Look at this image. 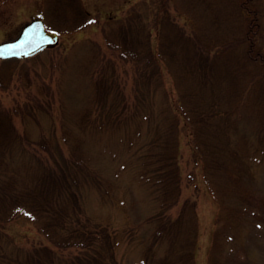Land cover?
<instances>
[{
  "label": "rangeland",
  "instance_id": "rangeland-1",
  "mask_svg": "<svg viewBox=\"0 0 264 264\" xmlns=\"http://www.w3.org/2000/svg\"><path fill=\"white\" fill-rule=\"evenodd\" d=\"M242 3L264 11V0H0V42L34 17L60 32L57 46L31 58L0 59V156L19 181L23 166L75 172L76 214L89 226H107L115 239L108 264H167L178 230L193 226L195 255L173 264H264V64L241 61V93L227 92L233 82L221 80L232 68L226 58L248 45L235 43L247 34ZM259 20L263 31L256 22L249 33L253 53L264 58L263 13ZM208 43L215 60L206 74L196 49ZM203 88L220 95L214 108L203 103ZM177 101L199 103L198 125L179 116L171 128ZM223 109L230 115L219 116ZM174 133L181 175L178 197L166 205L164 188L140 171L151 143L162 149ZM1 182L0 210L8 211L11 199L1 193L10 177ZM18 213L6 224V251L23 255L47 244ZM81 251L59 248L54 262L73 264Z\"/></svg>",
  "mask_w": 264,
  "mask_h": 264
},
{
  "label": "trees",
  "instance_id": "trees-1",
  "mask_svg": "<svg viewBox=\"0 0 264 264\" xmlns=\"http://www.w3.org/2000/svg\"><path fill=\"white\" fill-rule=\"evenodd\" d=\"M244 4L246 3H242L240 10L243 12L244 17L249 20L247 23L248 28L245 30L247 34L240 41L235 43L239 46L240 43L248 42V45L245 46L243 52L238 56L226 58V64H231L232 66L231 71H228L230 76L225 77L224 71L221 72L223 76L221 80L223 82L227 81L228 78V83L233 82L234 86L231 84L228 88L226 87L228 90L227 92H232V94L241 93L245 90L244 88H246L245 86L247 83L246 80H244L246 74L241 69V61H245L252 65H256L257 63L264 64V58L259 54L253 53L255 42L252 40V36L249 33L256 22L257 24L255 26H259L257 31L261 30L259 19L260 15H262V13L264 14V11L261 12L259 10L258 13L253 6H246ZM262 31L263 30H261V32ZM184 41L188 40L183 38V44ZM214 48V44L209 45L208 43L201 49H196L202 57L200 58L203 59L202 63L206 74L209 73L206 68L207 63L211 66L214 65L215 57L212 59V55H215L213 54ZM199 51H202V54ZM189 60L190 58H188V61ZM215 79L216 75L213 71L210 74V80L214 81ZM203 89L205 91V100L203 103L209 100L208 104L214 108V105H216V103L218 104L217 101L220 100V95H212L207 91V88ZM169 95L172 97L170 89H168V96ZM181 95H184V97L188 96V98L193 101V97L192 95H188L187 89L182 90ZM259 96H262L261 99H263L262 90H259ZM184 104L185 103L182 101H177L173 106V111L175 110L173 112L174 116L177 117L175 119L176 124L171 127L173 130L178 123L179 116L183 117L184 121H187V124L190 123L191 127L198 125L199 118H197L196 114H198L197 108L199 103L196 104L194 102V105L188 103L187 105L185 104L186 106ZM221 111H219L221 112L219 116L230 115L229 111L226 112L224 109ZM210 114H216L215 116L218 115L214 110ZM208 116L210 117L211 115ZM222 122L224 123V121ZM233 126L234 124L231 123L230 127ZM160 144L157 145L155 141L151 143L152 152L148 155V160L146 162L148 163L147 168L140 171V173L143 177L147 176V179H153L154 183L158 185L159 190L164 188L163 193L160 195L161 197H159L163 204L168 205L173 203L170 201L172 197L176 196L174 200L178 197L177 191L179 177L181 175V167L177 159L178 145L180 144L178 135H176V133H174L173 137L169 135V142L165 143V145L163 144L162 149H159L161 148L159 146ZM194 145L198 150L195 151L197 163H200L199 159L203 158L200 151L202 147L198 145V143ZM217 147V150L225 151V147H219L218 145ZM226 147H228V145ZM228 149H230V147H228ZM76 154L78 165H80L82 159H79L78 153ZM3 161L4 158L0 156V184L2 183V179L8 175L10 177L9 183L11 187L9 186L4 189L5 191H3L1 195H6L11 199L12 207L8 209V211L6 207H4L6 209L0 210V264H55L56 250L59 248L64 249L69 246H76L82 250L78 252V255H81V257H78L76 262L73 261V264H108L109 261L106 257L111 254V250L114 249L116 245L115 239L113 240V237L107 232V226H89L91 225L89 221L82 220V218L78 217L76 214L75 199L72 198L73 193H75V189L73 188V184H76L75 172L72 173L71 170L64 169L55 173L53 169L47 170L42 167V165L40 170L38 168H32V170L29 169V171H27L25 170L27 167L23 166V181H19L16 171L8 168ZM64 196L67 197L66 200L63 198ZM4 198L6 199L5 196ZM13 202H15L14 205ZM21 211L23 216L34 221L35 227L38 228V231L48 240L47 244H32L30 249L23 255H20V253H10L6 251L4 246V243L8 239L6 224L15 218V216L21 215L18 213ZM165 225L169 227L170 222H167ZM183 230L184 228L182 229V227L178 230L179 236L177 235V237L180 243L175 242L174 246H171L169 251L170 259L167 264L175 263L178 256H184L185 258L188 256L191 260V255H195V249L192 247L193 245L197 247L198 243V233H195L196 227L193 226V228L186 230V234H183ZM157 232L164 234L162 225H160ZM228 239L235 240L236 238L235 235H229ZM181 240L185 242L184 245H181ZM173 248H176L177 251L175 256L172 255ZM181 248L182 250H180Z\"/></svg>",
  "mask_w": 264,
  "mask_h": 264
},
{
  "label": "water",
  "instance_id": "water-1",
  "mask_svg": "<svg viewBox=\"0 0 264 264\" xmlns=\"http://www.w3.org/2000/svg\"><path fill=\"white\" fill-rule=\"evenodd\" d=\"M59 40V32L47 30L44 20L35 18L16 38L0 42V57H28L44 48L56 46Z\"/></svg>",
  "mask_w": 264,
  "mask_h": 264
}]
</instances>
